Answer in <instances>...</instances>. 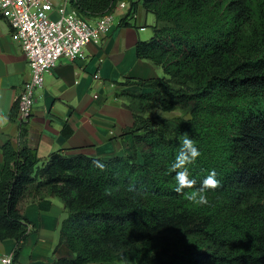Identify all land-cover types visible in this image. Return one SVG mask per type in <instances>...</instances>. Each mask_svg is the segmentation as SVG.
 <instances>
[{"label": "trees", "instance_id": "16d2710c", "mask_svg": "<svg viewBox=\"0 0 264 264\" xmlns=\"http://www.w3.org/2000/svg\"><path fill=\"white\" fill-rule=\"evenodd\" d=\"M68 1L95 18L118 0ZM142 3L155 21L136 52L163 74L139 80L149 90L125 92L136 102L126 129L132 151L104 159L58 149L41 163L36 147H15L6 136L0 238L16 240V258L37 229L20 207L31 189L42 208L59 196L67 209L60 234L75 257L52 264H264V0ZM147 103L188 116L174 126L161 113H140ZM185 136L200 155L186 165L195 185L177 192L172 165ZM213 170L220 186L203 192L208 202L187 199Z\"/></svg>", "mask_w": 264, "mask_h": 264}, {"label": "crops", "instance_id": "0c3cea01", "mask_svg": "<svg viewBox=\"0 0 264 264\" xmlns=\"http://www.w3.org/2000/svg\"><path fill=\"white\" fill-rule=\"evenodd\" d=\"M51 1L54 5L63 2ZM127 1L129 5L116 9L111 28L101 42L90 41L82 56H61L45 73L23 137L11 112L23 82L30 76V67L19 39L0 12V174L6 136L15 147L22 143L36 147L41 163L58 149L70 156L85 153L104 159L132 151V135L126 129L133 125L135 117L125 92L149 90L139 80L161 76L163 69L136 52L138 40L153 35V12L139 0L136 11L127 18L130 23L122 24L121 18L128 13L132 0ZM65 126L68 134L63 132ZM30 190L20 201V207L37 229L26 238L15 259L25 264H52L58 258H74V250L60 234L67 214L63 200L50 196V207L42 208ZM15 244L14 238H0V257L14 254ZM85 264L132 263L118 259Z\"/></svg>", "mask_w": 264, "mask_h": 264}, {"label": "built area", "instance_id": "2783aa9c", "mask_svg": "<svg viewBox=\"0 0 264 264\" xmlns=\"http://www.w3.org/2000/svg\"><path fill=\"white\" fill-rule=\"evenodd\" d=\"M127 5V0H118L111 11L90 18L82 15L68 0L59 5H54L51 0H0V12L19 39L30 67V76L22 84L14 116L20 131L31 118L36 93L45 82V73L61 56H82L90 41L101 42L111 28L116 9ZM0 262L25 264L17 261L13 253L1 256Z\"/></svg>", "mask_w": 264, "mask_h": 264}, {"label": "clouds", "instance_id": "9594fccd", "mask_svg": "<svg viewBox=\"0 0 264 264\" xmlns=\"http://www.w3.org/2000/svg\"><path fill=\"white\" fill-rule=\"evenodd\" d=\"M199 155L200 152L195 146L194 141L185 136L181 144L180 153L172 165V170L176 171L175 179L177 181V192H181L184 188H192L195 185V181L189 179V171L186 165L193 162ZM215 176L216 173L213 170L203 180L199 189L187 194V199L197 203L206 204L208 201L203 195V192L206 189H215L220 186V181H218Z\"/></svg>", "mask_w": 264, "mask_h": 264}, {"label": "rangeland", "instance_id": "374dc122", "mask_svg": "<svg viewBox=\"0 0 264 264\" xmlns=\"http://www.w3.org/2000/svg\"><path fill=\"white\" fill-rule=\"evenodd\" d=\"M163 74V73H162ZM263 104L262 106L260 107V109L264 110V100L262 101ZM130 103H136V102H132V99L130 98ZM258 108V107H257ZM140 113H143L144 115L148 116V115H153V114H156V113H161L163 114L165 117H167L169 119V122L172 124V125H177L178 123V120L181 118V117H185V116H188V113L185 112L183 109L181 108H176L174 110H171V111H162L160 110L158 107H157V104H145L144 107H143V110L141 108V111Z\"/></svg>", "mask_w": 264, "mask_h": 264}]
</instances>
